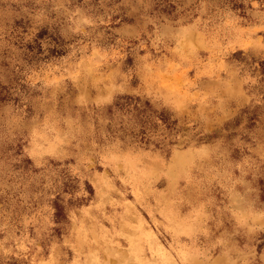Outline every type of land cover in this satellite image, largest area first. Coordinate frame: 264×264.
<instances>
[{
  "label": "clouds",
  "instance_id": "1",
  "mask_svg": "<svg viewBox=\"0 0 264 264\" xmlns=\"http://www.w3.org/2000/svg\"><path fill=\"white\" fill-rule=\"evenodd\" d=\"M0 264H264V0H0Z\"/></svg>",
  "mask_w": 264,
  "mask_h": 264
}]
</instances>
